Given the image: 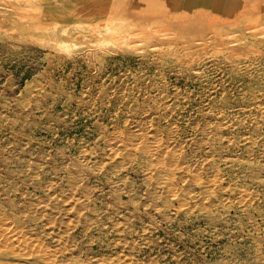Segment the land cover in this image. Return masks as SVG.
<instances>
[{
  "label": "rangeland",
  "instance_id": "obj_1",
  "mask_svg": "<svg viewBox=\"0 0 264 264\" xmlns=\"http://www.w3.org/2000/svg\"><path fill=\"white\" fill-rule=\"evenodd\" d=\"M179 2L0 0L1 263L264 264V0Z\"/></svg>",
  "mask_w": 264,
  "mask_h": 264
},
{
  "label": "crops",
  "instance_id": "obj_2",
  "mask_svg": "<svg viewBox=\"0 0 264 264\" xmlns=\"http://www.w3.org/2000/svg\"><path fill=\"white\" fill-rule=\"evenodd\" d=\"M133 3L132 5L137 9V14H143L144 10H149L150 6L152 5L154 7V5H157V1L159 2V0H154L152 2H150L149 0H131ZM164 1V0H162ZM191 1L192 0H180V5L183 8H193V7H205V8H217L216 10H218L219 12L222 13V9L224 8V6H222L223 4H221V1L223 0H197L199 3L192 5V6H187V5H191ZM240 1V0H238ZM185 3H187V5H185ZM222 8V9H219ZM233 8H235V6H233Z\"/></svg>",
  "mask_w": 264,
  "mask_h": 264
},
{
  "label": "bare ground",
  "instance_id": "obj_3",
  "mask_svg": "<svg viewBox=\"0 0 264 264\" xmlns=\"http://www.w3.org/2000/svg\"><path fill=\"white\" fill-rule=\"evenodd\" d=\"M190 22H191V21H190ZM106 24H107V23H106ZM106 24H105V25H106ZM105 25H104V27L107 26V25H106V26H105ZM110 26H111V25H110ZM111 28H112V27H111ZM106 29H107V28H106ZM108 29H109V28H108ZM195 180H196V179H195ZM208 183H209V182H208ZM167 188H168V187H167ZM242 196H243V195H242ZM244 198H245V197H244ZM182 205H183V204H182ZM5 229H6V228H5ZM18 230H19V229H18ZM11 235H12V234H11ZM15 240H16V238H15ZM35 240H36V239H35ZM13 241H14V240H13ZM23 241H24V240H23ZM18 242H19V241H18ZM32 242H33V241H32ZM13 243H14V242H13ZM15 243H16V241H15ZM25 243H26V242H25ZM30 243H31V242H30ZM30 243H29V244H30ZM9 244H10V243H9ZM16 244H17V243H16ZM33 244H34V243H32V245H33ZM33 246H35V245H33ZM36 246H37V245H36ZM11 247H12V246H11ZM20 247H21V246H20ZM37 247H38V246H37ZM35 248H36V247H35ZM22 249H23V248H22ZM26 250H28V249H26ZM26 250H25V251H26ZM18 251H19V250H18ZM28 251H29V250H28ZM28 251H27V252H28ZM25 253H26V252H25ZM43 254H44V253H43ZM41 258H42V257H41ZM43 258H44V256H43ZM31 259H32V258H31ZM2 262H4V261H2ZM12 262H13V261H12ZM7 263H9V261L6 262V263H1V262H0V264H7ZM15 263H17V262H15ZM15 263H14V264H15ZM19 264H20V263H19Z\"/></svg>",
  "mask_w": 264,
  "mask_h": 264
}]
</instances>
